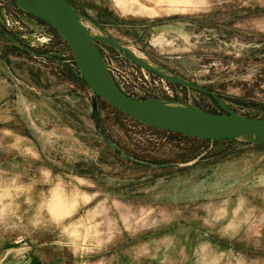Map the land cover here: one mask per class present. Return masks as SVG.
Instances as JSON below:
<instances>
[{
	"label": "rangeland",
	"instance_id": "rangeland-1",
	"mask_svg": "<svg viewBox=\"0 0 264 264\" xmlns=\"http://www.w3.org/2000/svg\"><path fill=\"white\" fill-rule=\"evenodd\" d=\"M70 1L92 34L264 118V0ZM97 45L133 97L225 112ZM0 264H264V146L129 120L61 35L0 0Z\"/></svg>",
	"mask_w": 264,
	"mask_h": 264
},
{
	"label": "water",
	"instance_id": "water-1",
	"mask_svg": "<svg viewBox=\"0 0 264 264\" xmlns=\"http://www.w3.org/2000/svg\"><path fill=\"white\" fill-rule=\"evenodd\" d=\"M16 2L20 8L45 22L64 38L73 53L85 85L92 91L94 96L103 99L120 113L146 126L167 132L210 141L242 139L258 145H264V140L243 139L250 136H264V118H254L239 114L232 110L221 97L206 87L152 66L138 54L121 45L110 36L92 34L81 20L80 12L76 10L69 0H44L46 8L39 10L26 8L22 0H16ZM100 40L108 43L120 53V50H124L128 53V55H124L125 57L170 82L213 95L225 112L214 113L192 104H180L181 102L178 101L161 98L139 99L126 94L120 89L104 61L97 45V41ZM100 134L110 147L123 158L137 164L148 165L146 161H138L120 151L102 129H100ZM162 165L164 164H158V166Z\"/></svg>",
	"mask_w": 264,
	"mask_h": 264
},
{
	"label": "bare ground",
	"instance_id": "bare-ground-1",
	"mask_svg": "<svg viewBox=\"0 0 264 264\" xmlns=\"http://www.w3.org/2000/svg\"><path fill=\"white\" fill-rule=\"evenodd\" d=\"M22 3L24 4L26 8L30 10H39L41 8L43 9L46 8L44 0H22ZM120 51L123 55H128V53L125 52L124 50H120ZM180 104H184V103H180ZM186 105H190V104L186 103ZM243 139L262 141L264 140V136H250V137H244Z\"/></svg>",
	"mask_w": 264,
	"mask_h": 264
},
{
	"label": "built area",
	"instance_id": "built-area-1",
	"mask_svg": "<svg viewBox=\"0 0 264 264\" xmlns=\"http://www.w3.org/2000/svg\"><path fill=\"white\" fill-rule=\"evenodd\" d=\"M85 25V24H84ZM86 26V25H85ZM116 81V80H115ZM116 83L118 84V86L120 87V89L122 90V91H124L126 94H128V95H130V96H134L135 95V93L130 89V87L127 85V84H129V83H127V82H122V81H116ZM139 97H142V95L141 96H139ZM136 98V97H135ZM124 115V114H123ZM126 116V115H125ZM129 120H131V121H133V122H136L137 124H140V125H143V126H145V127H149V126H146V125H144V124H142V123H140V122H138V121H136V120H134V119H132V118H130V117H128V116H126Z\"/></svg>",
	"mask_w": 264,
	"mask_h": 264
},
{
	"label": "trees",
	"instance_id": "trees-1",
	"mask_svg": "<svg viewBox=\"0 0 264 264\" xmlns=\"http://www.w3.org/2000/svg\"><path fill=\"white\" fill-rule=\"evenodd\" d=\"M70 1V0H69ZM71 2V1H70ZM72 3V2H71ZM38 19V18H37ZM38 20H40V19H38ZM40 21H42V20H40ZM43 22V21H42ZM45 23V22H44ZM46 24V23H45ZM83 80V79H82ZM147 128H149V129H155V128H153V127H147ZM170 133H172V132H170ZM173 134V133H172ZM259 146H261V147H263L264 145H259ZM115 153L116 154H118L116 151H115Z\"/></svg>",
	"mask_w": 264,
	"mask_h": 264
}]
</instances>
